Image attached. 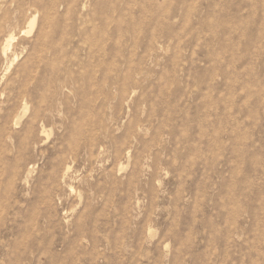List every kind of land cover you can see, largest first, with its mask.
I'll return each instance as SVG.
<instances>
[{"label":"rangeland","instance_id":"rangeland-1","mask_svg":"<svg viewBox=\"0 0 264 264\" xmlns=\"http://www.w3.org/2000/svg\"><path fill=\"white\" fill-rule=\"evenodd\" d=\"M0 19V128L29 108L0 129V264H264V0H0Z\"/></svg>","mask_w":264,"mask_h":264},{"label":"bare ground","instance_id":"bare-ground-1","mask_svg":"<svg viewBox=\"0 0 264 264\" xmlns=\"http://www.w3.org/2000/svg\"><path fill=\"white\" fill-rule=\"evenodd\" d=\"M36 13V12H35ZM38 21V15L35 14L33 16H31L30 18H28V24H29V31L27 32L29 35L32 34V32L35 30L36 26H37V22ZM9 26L8 24V21H5L3 23V20L0 19V63H6L7 65H9V68L12 67L14 65L15 62H17V57L16 55L13 53V43L15 41V35L13 33V29L12 30H7V27ZM42 31V30H41ZM43 33V32H42ZM43 38V34L41 36ZM39 37L37 40H35V45H34V48H33V51L28 55V57H26V60L24 63H22V67L24 68L23 69V72L26 74V75H29L31 76L32 74V69L35 68V62H33V59H35L37 56V54H39V52H41V50L39 49L40 45L38 46V43H39V39L41 38ZM42 46V45H41ZM42 48V47H41ZM25 50H27V48H25ZM28 52V51H27ZM26 52V53H27ZM23 54V53H22ZM39 57V55H38ZM37 57V58H38ZM57 57V56H56ZM19 60V59H18ZM33 62V66H32V63ZM31 65V66H30ZM21 66V65H20ZM8 68V67H7ZM35 75V74H34ZM51 75V74H50ZM59 81V80H58ZM57 79L55 81V84L58 83ZM45 83V82H44ZM50 85V84H49ZM47 86V85H46ZM50 90V89H49ZM53 93V92H52ZM28 94V93H27ZM26 94V95H27ZM22 95V94H21ZM29 95V94H28ZM27 95V96H28ZM27 96H24L22 95V97H20V99H15L14 103H19L20 100L23 99V101L26 100ZM48 97V96H46ZM13 99V98H12ZM42 100V99H41ZM50 100V99H49ZM58 100V99H57ZM13 103V104H14ZM30 103V102H29ZM56 103V101H55ZM15 105V104H14ZM18 105V104H16ZM42 105V104H41ZM55 106V105H54ZM15 107V106H14ZM21 107V106H20ZM38 107V106H37ZM58 107V106H56ZM16 108H18L16 106ZM22 112H18L17 109H16V115H9L10 116V120L9 122L7 121V124L5 125H2V127L0 128L1 129V132H4L3 134L6 133V126L12 121L14 122L16 125L19 124V121L25 116V114H27L29 108L27 106V103H24V108H22ZM60 109V108H59ZM14 110V109H13ZM47 110V109H46ZM55 110V108L53 107V110L51 112H53ZM58 110V109H57ZM60 113V112H59ZM56 114V113H55ZM6 116V115H5ZM8 117V116H7ZM45 116L43 114H41L38 110H34L32 115L29 117L30 118V124L31 125H37L39 123H41V121H43L42 119L44 118ZM5 119V118H4ZM1 121V120H0ZM6 123V122H5ZM28 124V123H27ZM13 125V124H12ZM10 127H11V124H10ZM13 128V127H12ZM28 128V127H27ZM30 128V127H29ZM12 130V129H11ZM9 130V131H11ZM27 130V129H26ZM36 131V130H35ZM27 134V133H26ZM30 134V133H29ZM3 136V135H2ZM7 136V135H6ZM4 136V137H6ZM21 139V138H20ZM23 144V143H22ZM61 159V158H60ZM62 167V166H61ZM59 168V167H58ZM69 171H70V168L69 167H66L65 170L63 171V175L62 177L63 178H66L67 175L69 174ZM47 176V175H46ZM46 191V190H45Z\"/></svg>","mask_w":264,"mask_h":264}]
</instances>
